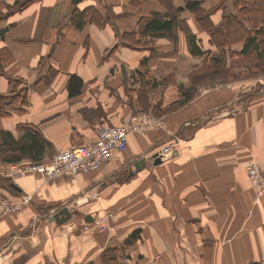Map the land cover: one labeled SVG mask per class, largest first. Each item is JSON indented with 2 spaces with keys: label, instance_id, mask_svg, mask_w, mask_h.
Listing matches in <instances>:
<instances>
[{
  "label": "crops",
  "instance_id": "0c3cea01",
  "mask_svg": "<svg viewBox=\"0 0 264 264\" xmlns=\"http://www.w3.org/2000/svg\"><path fill=\"white\" fill-rule=\"evenodd\" d=\"M17 1L0 0V12ZM199 1L203 10L215 9L210 21L219 25L220 0ZM82 2L35 0L0 22V95H9L16 81L27 88L24 110L0 117V130L19 139L18 125L34 127L49 143L41 160L48 161L134 115L162 123L130 134L125 152L87 173L10 180L0 162L1 194L21 203L20 213L0 215V264H104L108 249L117 250L122 264H264V197L256 196L246 174L255 162L264 177V76L202 87L182 104L190 74L219 54L184 0ZM102 5L116 16L113 25H72L73 10L95 7L105 16ZM153 11L183 20L205 53L190 54L178 27L175 41L122 45L120 34H137L140 18ZM243 46L224 47L226 67L235 74L253 64L238 61ZM72 76L82 82L73 97L67 91ZM158 109L166 114L157 116ZM165 144L173 145L170 156L154 164ZM140 159L145 165L135 170ZM63 208L69 218L53 220ZM106 215L111 218L101 227L93 226ZM134 232L136 239L124 244Z\"/></svg>",
  "mask_w": 264,
  "mask_h": 264
},
{
  "label": "trees",
  "instance_id": "16d2710c",
  "mask_svg": "<svg viewBox=\"0 0 264 264\" xmlns=\"http://www.w3.org/2000/svg\"><path fill=\"white\" fill-rule=\"evenodd\" d=\"M34 1L22 0L15 2L12 6H7L5 12H0L5 13L0 17V21L5 20L12 11L23 9ZM230 3L233 12L227 7L226 0H220L216 6V9L222 11V20L219 25L215 26L210 21V14L215 9L205 11L200 7L199 0H184V9L194 15L200 27L209 35L211 43L219 49V54L209 56V65H204L200 70L190 74L189 87L185 90L182 89V104L187 103L200 88L211 83H225L230 79L237 80L244 73L235 74L232 65L226 67L224 57L226 45L244 41L241 51L242 61L254 60L257 64L258 61L264 60V0H231ZM115 19L116 16L110 14L101 16L94 7H88L81 11L75 9L70 16V21L75 28H81L87 23L98 27L106 24L113 25ZM245 22L250 24L251 31L246 29ZM176 27L184 31L190 54L199 56L205 53L183 20L180 21L173 15L157 11L140 18L137 34L122 32L119 41L129 48H151L154 38L168 37L175 41L176 37L173 32ZM1 34L2 32H0ZM253 68L256 71L248 69L250 71L245 72V74L254 77L259 75L260 66ZM81 85L82 82L79 78L70 77L67 84L69 96H76ZM26 104L27 88L22 87L20 82L16 81L9 95H0V117L9 116L10 110H24ZM17 129L22 131L19 139H15L8 131L0 130V162L8 164L23 159H28L34 163L40 162L49 143L41 137L34 127L18 125ZM136 237L137 232L132 233L124 244H130ZM102 260L104 264H122L116 249L104 251Z\"/></svg>",
  "mask_w": 264,
  "mask_h": 264
},
{
  "label": "built area",
  "instance_id": "2783aa9c",
  "mask_svg": "<svg viewBox=\"0 0 264 264\" xmlns=\"http://www.w3.org/2000/svg\"><path fill=\"white\" fill-rule=\"evenodd\" d=\"M160 118L137 114L116 127L100 129L95 140L89 145L72 147L66 150L56 151L48 161L37 163L31 161H19L8 163L7 170L2 176L5 179H15L28 174L35 175L41 180H48L67 172L73 175L94 171L112 161L118 154L125 152L127 138L130 134L143 135L147 130L160 127ZM173 145L165 144L156 151L159 159L170 156ZM246 174L250 186L257 197H264V177L255 162L246 166ZM21 211V203H14L0 192V215L18 214ZM48 218H50L48 216ZM110 215L94 221L95 227H101Z\"/></svg>",
  "mask_w": 264,
  "mask_h": 264
},
{
  "label": "rangeland",
  "instance_id": "374dc122",
  "mask_svg": "<svg viewBox=\"0 0 264 264\" xmlns=\"http://www.w3.org/2000/svg\"><path fill=\"white\" fill-rule=\"evenodd\" d=\"M83 2L85 1V0H82ZM81 1V2H82ZM160 1H162L163 2V0H160ZM80 2V3H81ZM82 2V3H83ZM163 4H165L164 2H163ZM95 8V7H94ZM102 11H103V13L105 14V15H108V14H110L111 16H112V14H111V9L109 8V7H107V6H104V5H102ZM172 9V8H171ZM5 13H0V17H2L3 15H4ZM115 21V20H114ZM1 22V21H0ZM117 38H118V36H117ZM241 62H242V60H241ZM250 62H252L253 64H251L248 68L249 69H253V66H254V64L256 63V61H254V60H251ZM259 62H261V63H259ZM258 65L260 66V68H261V71L259 70V75H257V76H264V60H261V61H258L257 62V64L255 65V68H258ZM248 71H250V70H248ZM248 71H245V72H247L248 73ZM245 72L243 73V74H245ZM235 73V72H234ZM245 74V75H241V77H240V79H243L244 78V80H249V79H253V78H255V77H257V76H249L248 74ZM231 80V79H230ZM224 83V82H223ZM214 84H219L218 82L217 83H211V84H208L207 86H211V85H214ZM258 87H259V84L257 83L253 88L255 89V90H257L258 89ZM159 111H160V109H158V110H155L154 111V114H156L157 116H159V115H165L166 114V112H162V113H159ZM47 214V216L50 214V213H46ZM52 215V214H51ZM50 215V216H51ZM49 216V217H50ZM118 257H121L119 254H118ZM121 263V262H120Z\"/></svg>",
  "mask_w": 264,
  "mask_h": 264
},
{
  "label": "water",
  "instance_id": "95a60500",
  "mask_svg": "<svg viewBox=\"0 0 264 264\" xmlns=\"http://www.w3.org/2000/svg\"><path fill=\"white\" fill-rule=\"evenodd\" d=\"M73 4H78L80 3L82 0H71ZM154 159V164H158L160 162V159L157 157V155L153 156ZM145 165V161L143 159L138 160L137 162L134 163V169L135 170H139L140 166H144ZM70 216V213L68 212V210L66 208L61 209L60 211L56 212L53 216L52 219L57 221V222H63L66 219H68ZM60 218V219H59ZM89 218V219H88ZM85 221H91L90 217H86Z\"/></svg>",
  "mask_w": 264,
  "mask_h": 264
}]
</instances>
